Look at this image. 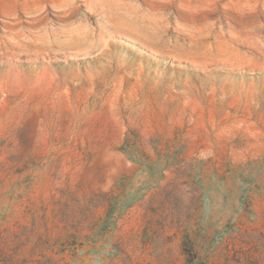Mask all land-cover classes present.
Wrapping results in <instances>:
<instances>
[{
  "label": "rangeland",
  "instance_id": "1",
  "mask_svg": "<svg viewBox=\"0 0 264 264\" xmlns=\"http://www.w3.org/2000/svg\"><path fill=\"white\" fill-rule=\"evenodd\" d=\"M0 264H264V0H0Z\"/></svg>",
  "mask_w": 264,
  "mask_h": 264
}]
</instances>
